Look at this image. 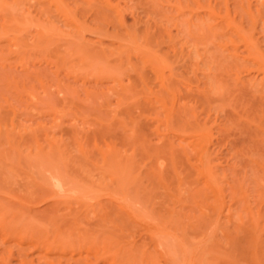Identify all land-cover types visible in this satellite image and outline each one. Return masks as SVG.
<instances>
[{"label": "bare ground", "instance_id": "1", "mask_svg": "<svg viewBox=\"0 0 264 264\" xmlns=\"http://www.w3.org/2000/svg\"><path fill=\"white\" fill-rule=\"evenodd\" d=\"M0 18V112L12 115L13 127L6 137L0 130V264H63L88 249L94 256L86 264H140L144 254L147 264H209V236H263L264 225H254L264 221V0H0ZM34 54L57 65L55 78L43 67L35 77L27 70L30 85L19 78L13 61L26 66ZM62 70L91 82L90 90L82 80L84 105L75 93L83 85L74 88ZM36 81L53 94L57 82L56 93H75V102L63 92L48 94L52 100L46 89V100L35 99ZM25 94L62 112L75 103L81 118L90 104L100 109L90 111L96 124L85 117L99 135L115 137L103 163L101 155L95 167L91 157L80 162L69 150L65 157L61 145L21 153L15 129ZM57 98L66 107L52 103ZM98 132L87 133L81 148L91 150ZM22 157L30 167L51 166L24 195ZM65 177L71 188L62 187ZM220 251L214 264L224 262Z\"/></svg>", "mask_w": 264, "mask_h": 264}, {"label": "rangeland", "instance_id": "2", "mask_svg": "<svg viewBox=\"0 0 264 264\" xmlns=\"http://www.w3.org/2000/svg\"><path fill=\"white\" fill-rule=\"evenodd\" d=\"M0 20H1V18H0ZM2 21V20H1ZM63 30H66L67 28H69V26L68 27H64V26H62L61 27ZM68 30V29H67ZM61 32V34H64L65 35V31H60ZM87 36H89V37H93L92 35H87ZM35 56V57H34ZM40 56V55H39ZM34 57V58H33ZM26 58H28V57H26ZM36 58V59H35ZM38 58V59H37ZM44 58H45V56H43V55H41V58L39 59V57H38V54H34V55H32V58L30 57V58H28L27 60H25V65L26 66H23L22 64L24 63V61H23V63L22 62H19L18 60H16V61H18L19 62V64H18V62H16V61H13L14 63H16L15 65H13V67L15 66V68L16 69H18L19 67V75H20V79H24V77L26 78L25 80L28 82V84L30 85L31 83H30V81H29V72L31 71V70H36L35 68H37V70L41 73V72H43V71H41V69H43V68H47L46 70H45V72H47V73H49V74H47L48 75V78H49V76H53L54 78L56 77L55 76V72L54 71H56L57 70V65H55L54 63H48V62H46L45 60H44ZM43 61H45V62H43ZM13 60V59H12ZM78 59H75L74 60V63H75V61H77ZM12 62V63H13ZM28 62V63H27ZM30 62L32 63V64H30ZM38 62V63H37ZM72 62V61H71ZM34 63H36V67L34 66L35 64ZM44 64L45 63V65H47V66H44V65H42V64ZM73 63V62H72ZM79 60H78V62H76V64L75 65H73V66H76L75 68L73 67V69L75 70V69H78L79 67L78 66H80L79 64ZM38 64H41V65H39L38 66ZM69 64H70V62H69ZM28 65H31V66H28ZM50 65V66H49ZM19 66V67H18ZM30 67L29 69H28V67ZM38 66V67H37ZM53 66V67H52ZM41 67H43V68H41ZM51 67V69H48V68H50ZM78 67V68H77ZM14 68V69H15ZM22 68V69H21ZM27 68V69H26ZM40 68V69H39ZM54 69V70H53ZM29 72H28V71ZM44 70V69H43ZM48 70H50V72L48 71ZM72 70V69H71ZM22 71V72H21ZM38 71H35V73L33 72V71H31L32 73H34L33 75H32V73H31V75L32 76H37V72ZM70 71V70H69ZM4 72V68H3V64H2V62L0 61V78L2 79V80H4V78H3V75H2V73ZM16 72V71H15ZM22 73V74H21ZM71 73V72H70ZM44 74V73H43ZM46 74V73H45ZM74 74H76V73H74ZM73 74V72H72V75L70 74L69 76L68 75H66V72H65V70H62V73H61V75H60V78H64L65 79V77H64V75L67 77L68 76V79H70V80H68L67 79V82L69 83H71L72 81H75V77H76V75H74ZM17 75H18V71H17ZM18 75V76H19ZM25 75V76H24ZM46 77V76H45ZM31 78H33V77H30V79ZM0 79V91L2 92V90H3V88H4V84H2L1 82H4V81H2ZM81 79V80H80ZM66 80V79H65ZM82 80H83V82L84 83H86L87 84V87H89V89L91 88V82L90 81H84V79H82L81 77L79 78V80H76L75 82H73L71 85L72 86H80V84H77L76 85V82H81V84L83 83L82 82ZM35 81V80H34ZM52 81H54V80H52ZM37 82V81H36ZM35 82V83H36ZM66 82V83H67ZM78 82V83H79ZM69 83V84H70ZM88 83H89V85H88ZM37 84V87L36 88H41L42 89V91L39 89V91H40V94H38L39 92H38V90L35 88L34 89V91H37V93L35 92H31V91H33V90H29V93H31V95H33V97L35 96L36 98L35 99H38L37 98V96L35 95V94H37L38 95V97H40L41 99H45L46 100V95H44L43 94V96H42V93H45V91H50V88L48 87L47 89L46 88H44L40 83H36ZM51 84L56 88H54L55 89V91H53L56 95L57 94H59V92L61 93V92H63V95H64V97H62V98H65L66 96H65V93H66V95H68L69 96V98H71V99H73V96H77V100L79 101L78 103H80V101H81V99L83 98V96H84V98L86 99V96L88 95V94H85V93H88V91L87 90H89V89H87V87H86V85H83V86H81L83 89H81L80 90V93H78L79 92V90L78 89H76L75 91V93H77V95H75V93H72L73 94V96H72V94H71V92H69V91H67L66 89L64 90V89H59V92L57 91V93H56V90H58V88L56 87V85L58 86V84H57V82L56 83H52L51 82ZM51 84L49 85V86H51ZM111 84V83H110ZM109 84V85H110ZM3 86V88H1ZM75 86H74V88H75ZM79 86H78V88H79ZM60 88V87H59ZM46 89V90H45ZM54 89H52V86H51V90H54ZM45 90V91H44ZM84 91V95H83V91ZM91 90V89H90ZM78 91V92H77ZM85 91H87V92H85ZM42 92V93H41ZM46 92V93H47ZM50 92H52V91H50ZM50 92H48L47 93V97H48V94H53V93H50ZM45 93V94H46ZM55 94H53L54 96H55ZM82 94V95H81ZM31 95H27V94H25L24 95V97H27V98H25L26 99V101L25 102H27V103H20V106H21V104H23L22 105V107H20V112L18 111V117H17V123H19L20 125H18V128L17 129H15V133H16V136H17V139H18V142H17V144L19 145V147H20V151H21V153H23L24 155L25 154H27V153H30V152H33V153H37V152H40V151H42V149H46V148H48L46 151H48L52 146H62V148H66L67 150L65 151L64 150V152H61L62 154H66L67 156H65V157H68V154H69V152H68V150L71 152V154L72 155H74L75 154V156L76 155H80V162H85V160L84 159H86L87 158V160L89 159L88 157H91V158H93L92 159V161L89 159L88 160V162L90 161L91 163H92V166H94L95 167V165H93L94 163L93 162H97L98 160H99V158H100V161L98 162V163H103L102 162V155H101V153H102V151H104V149L105 150H107L109 147H111L110 145H111V143H113V142H116V140H115V137H114V139L112 138H110L111 137V135L113 136V134H110V133H108V134H110L109 136V138H106V136L105 135H107L108 136V134L106 133L105 135L104 134H102L103 136H105V137H103L102 135H99V132H98V126H99V124L98 125H91V123L89 124V121H88V118H90V121L91 120H93V121H91V122H95V118H96V116L98 115L97 113H96V111H98L99 112V110L97 109V108H94V107H96V106H94L93 107V109L94 110H96L95 111V114H94V112L93 113H90V111L91 110H93V109H90L92 106H91V104H90V102H89V104H90V106L88 105V103L87 104H85V105H88L89 106V108L86 110L85 108H87L86 106H85V108L82 110V111H84V110H86V111H84V113H82V116L83 117H85V116H87V117H85V118H81L80 116H81V114H76L77 112H81V111H79L80 109H81V107L80 106H78V105H76L74 102H75V99H76V97L73 99V105L76 107H73V105H71V103H70V105L68 106V104L65 106V105H63L62 103H63V101H61V99L59 100V98H57L58 100H55L54 102H52V101H49V103H55L56 101H60V102H58L57 104H59V105H62L63 107L65 106L66 108H63V109H66V110H68V111H66V110H64V111H66V113H67V115H68V119L64 116L63 117V119H62V122L60 121L61 120V117L64 115V113L61 111L62 109H60L59 108V110L57 109V108H55V109H53L52 108V106L54 105H52L51 104V106H48V103H47V105L45 104H43V102L42 101H40V100H38V101H40V102H42V103H40L39 105H35V103L34 102H37V100H35L34 101V99L32 98V97H30ZM41 95V96H40ZM59 95H61V96H63L62 94H59ZM59 95H57V97H59ZM79 95H81L82 96V98L79 96ZM43 97V98H42ZM79 97V98H78ZM1 98V97H0ZM48 98H50V97H48ZM51 98H52V96H51ZM50 98V99H51ZM82 99V100H85V99ZM27 99H33L32 101H28ZM55 98L53 97L52 98V100H54ZM65 100V99H64ZM86 101H87V99H86ZM95 101V100H94ZM94 101H92L91 100V102H93L94 103ZM45 102V101H44ZM65 102V101H64ZM77 102V101H76ZM30 103H32V104H30ZM34 103V104H33ZM39 102H37L36 104H38ZM84 103H85V101H84ZM0 104H1V99H0ZM29 104L30 105H32V106H30V107H28L29 106ZM41 104H43L44 106H42ZM56 104V103H55ZM80 104H82V105H84L83 104V102L82 103H80ZM27 106V108H26V106ZM59 105H57L58 107H59ZM81 105V106H82ZM34 106V107H33ZM36 106V107H35ZM47 106V107H46ZM57 106H54V107H57ZM62 106H60V107H62ZM71 106V107H70ZM49 107H50V109H49ZM80 107V108H79ZM36 108V109H35ZM77 108H78V111H77ZM70 109V110H69ZM73 109V110H72ZM30 110V111H29ZM55 110H56V112H55ZM75 110V111H74ZM88 110H89V114H85V112H88ZM28 111V112H27ZM32 111V112H31ZM35 111H37V112H35ZM57 111H59L60 113L58 114V112ZM72 111V112H71ZM39 112V113H38ZM74 113V114H71V113ZM92 112V111H91ZM56 113V114H55ZM62 113V115L60 116V114ZM22 114V115H21ZM58 114V115H57ZM99 114H103V113H101V111L99 112ZM4 115L5 114H1V112H0V130L2 131V133L5 135L4 137H6V136H8V135H10V134H8L9 132H11L10 130H12L13 129V127H12V125H11V122H10V118L12 117V115H10V116H8V120H5L4 119ZM21 117H20V116ZM89 115V116H88ZM125 115V114H124ZM44 116V117H43ZM58 116H60V119L58 118V120L56 121V120H54L56 117H58ZM76 116V117H75ZM120 116L122 117V115H119V118H120ZM49 117V118H48ZM42 118V119H41ZM47 118V119H46ZM73 118H77L78 120H76L77 122H78V124L75 122V120L73 119ZM92 118V119H91ZM35 119V120H34ZM66 119V120H65ZM80 119V120H79ZM87 120L88 122L87 123H85V124H83L84 125V128L82 129V127L83 126H80L81 125V123H83V121L82 120ZM41 120L43 121L42 123H44V124H42L41 123ZM47 121V122H46ZM52 121V122H51ZM56 122L57 123V125L55 124L54 125V123L53 122ZM73 121L77 124V127H76V125L73 123ZM82 121V122H81ZM51 124H50V123ZM58 122H60V123H62L61 124V126H59V124H58ZM79 122H80V124H79ZM39 123V124H38ZM65 123V124H64ZM42 124V125H41ZM49 125L50 124V126H47V125ZM68 124H73L74 126L73 127H75L74 128V131H73V127H71L72 125H70V127L71 128H68V129H70V130H67V129H65V130H63L64 128H66V127H69V125ZM95 124H96V122H95ZM40 125V126H39ZM85 125H87V126H85ZM80 126V129L78 128ZM94 126V127H93ZM97 126V127H96ZM63 127V128H62ZM62 129V130H61ZM72 129V130H71ZM68 132H67V131ZM75 130H78L79 132H80V136H82L83 135V138H84V136H86V135H88L87 133H90L91 134V132L92 133H95V132H98V135L99 136H101V138H99V136L98 137H96L95 135H96V133H95V135L94 134H92V135H94V136H92V139L91 140H93L92 141V145H94V146H92V151L94 150V152H93V155H91L92 154V151L90 150V149H88V146L86 145L87 143H84L85 145V147H87L86 148V150L88 149L89 151H91V153H89L88 154V152L86 151V150H84L85 149V147H84V149H82L81 148V146H80V144H82L83 142H85V140L83 139V138H81L80 136V139L77 137L78 136V132L77 131H75ZM93 130V131H92ZM117 130H118V132H119V128H117ZM65 131H66V133H65ZM76 132L77 134H75L76 136H74V138H76V139H71L70 140V138H71V134L70 133H72L73 134V132ZM95 131V132H94ZM113 133H114V130L112 131ZM120 132H122V129H120ZM68 133V134H67ZM115 133H116V131H115ZM131 133H133V131H131L130 132V134ZM101 134V133H100ZM139 134V133H138ZM138 134H137V136H138ZM70 135V136H69ZM133 135V134H132ZM90 136V135H89ZM136 136V135H135ZM134 136V137H135ZM137 136H136V138H137ZM78 138V139H77ZM86 138H88V137H86ZM85 138V139H86ZM106 138V139H105ZM81 139H83V141L81 142ZM90 139V138H89ZM88 139V140H89ZM76 140V141H75ZM95 140H97V141H95ZM109 140V141H108ZM154 142H156L158 139H156V138H154ZM74 142H75V144L77 145V148H79L78 150L79 151H81V154H80V152H78L76 149V145L74 146ZM117 142H119L118 140H117ZM99 144V145H98ZM88 145H89V143H88ZM109 145V146H108ZM119 146H121V147H119ZM119 148L121 149L122 148V145H120L119 144ZM50 147V148H49ZM91 147V146H90ZM89 147V148H90ZM61 147H60V149H62ZM118 148V149H119ZM130 149V151L131 152H129V153H132V151H133V147H132V150H131V147L129 148ZM63 150V149H62ZM122 150H124V149H122ZM121 150V151H122ZM23 151V152H22ZM77 151V152H76ZM66 152V153H65ZM86 152V153H85ZM56 153H58V152H56ZM140 152H138V154H139ZM54 154L55 153H53V158H57L58 156H60L61 157V155H59L60 154V152L58 153V155L55 157L54 156ZM71 154H69L70 156H71ZM87 154V155H86ZM99 154V155H98ZM83 155V156H82ZM101 155V156H100ZM140 155V156H139ZM138 155V158H137V155H136V157H135V159L137 160V161H139L140 160V157L142 158V154H139ZM63 156V155H62ZM98 156H100V157H98ZM60 157H58L57 159H54L55 160V162H56V164H57V166H59V167H63V161L65 160V157H61V158H63L62 160H61V158ZM77 157V156H76ZM75 157V158H76ZM85 157V158H84ZM97 158V159H94V158ZM144 157V156H143ZM70 158H72V156L70 157ZM75 158H73L74 159V161H75ZM77 158H79V157H77ZM68 159V158H67ZM143 159V158H142ZM20 160H21V164L19 165V167H18V169H19V171H18V178H19V181H20V186H19V190H20V194L21 195H24V194H28V192H30V191H34L35 189H37L36 187H37V185L35 184V182L33 181V179L32 178H35L36 176H37V174H43V175H49L50 173H49V171L48 170H50V168H51V166H45L46 164H43V165H41V163H40V165H37L36 164V166H34V167H30L29 165H27V159L25 158V157H22V158H20ZM78 160V159H77ZM135 160V161H136ZM67 161H69V162H71L70 160H67ZM142 161H144V159L142 160ZM164 161V160H163ZM65 162V161H64ZM68 162V163H69ZM79 162V161H78ZM141 162V161H140ZM39 163V162H38ZM91 163H89V164H91ZM138 162H135V166H136V164H137ZM160 163V162H159ZM161 163H164L165 165L167 164V163H165V161L164 162H161ZM88 164V165H89ZM140 165V164H139ZM141 165H142V163H141ZM143 165H144V162H143ZM165 165H161L160 166V168L161 167H165ZM89 167V166H88ZM64 168V167H63ZM91 168V167H90ZM137 168H139L138 166H136V169ZM63 170V169H62ZM97 170V169H96ZM98 171V170H97ZM97 171H95V172H97ZM63 184H62V187H63V185H65L64 187V189H67V188H71L72 187V185H73V181L71 182V179L69 178V179H67L66 177L63 179ZM56 183V182H55ZM65 183V184H64ZM72 190V189H71ZM74 191H77L76 189H73ZM74 191H70V192H74ZM27 197V196H26ZM77 206V205H76ZM79 206V205H78ZM80 207V206H79ZM31 221H33V219H31ZM34 221H36L35 219H34ZM36 222H41V221H36ZM262 224H261V226H260V224H258V225H254L255 226V228H257V226H258V229H259V231H262L263 230V228H262V230H261V227L264 225V221L262 220ZM35 224H38V223H35ZM42 225H40V227H42L43 226V222L41 223ZM45 224H47V223H44V226H46ZM39 225V224H38ZM50 226V227H49ZM51 226H53L51 223H49V225H47V229H49V230H51V229H54V227H51ZM251 227H253V226H251ZM251 227H249L250 229H252ZM249 228H245L246 229V232H248L247 230L249 229ZM254 228V229H255ZM210 229V228H209ZM255 230H257V229H255ZM52 232H53V230H51ZM249 231H252V230H249ZM264 231V230H263ZM212 231L210 230V233H211ZM256 232H258V231H256ZM209 233V235H212V233L210 234ZM244 233V232H243ZM241 234L242 236H240L239 235V238L238 237H236L237 239H235V238H233V240H231L228 236L227 237H218V236H209V264H214L213 263V261L216 259V257H217V255H218V253H220L221 251L220 250H224V252H227L226 254H225V259H224V262H223V264H264V234H263V236L260 234V237H258L257 235H254L255 234V232H253L254 234L252 235H250V233H252V232H249V233H245V234H247V235H245V234ZM257 234V233H256ZM244 235V236H243ZM262 236V237H261ZM129 237H133L132 235L130 236L129 235ZM241 237V238H240ZM134 238V237H133ZM133 238H131V239H133ZM239 239V240H238ZM234 240H237V241H234ZM172 241V240H171ZM173 242V241H172ZM149 246H150V244L147 246H145V249H147L146 247H148L149 248ZM172 246V245H171ZM236 248V249H235ZM172 249V248H171ZM174 250V249H173ZM86 251V250H85ZM85 251H84V253H85ZM229 251V252H228ZM175 252V251H174ZM173 252V253H174ZM83 253V255H80V254H78V255H76V257H74V258H70V257H68V259H65L64 261H63V264H86L87 262H89L90 261V259L94 256V255H92V257L91 256H89V255H91V254H89V253H91V251L88 249V251H86V254L88 255H86V254H84ZM93 254V253H92ZM152 254V253H151ZM149 256V254L147 255V254H144V256H141L139 259H140V261H142L143 260V262H140V264H147V262H150L149 261V259L151 260L152 258H149L148 257ZM143 257V258H142ZM142 259V260H141ZM154 259H158V258H155V257H153V260ZM159 260H161V259H159ZM72 262V263H71Z\"/></svg>", "mask_w": 264, "mask_h": 264}]
</instances>
